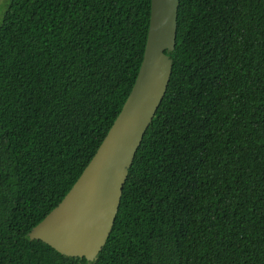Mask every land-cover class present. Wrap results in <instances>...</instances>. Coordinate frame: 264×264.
<instances>
[{
  "label": "trees",
  "instance_id": "trees-1",
  "mask_svg": "<svg viewBox=\"0 0 264 264\" xmlns=\"http://www.w3.org/2000/svg\"><path fill=\"white\" fill-rule=\"evenodd\" d=\"M167 94L94 260L33 235L131 94L152 0H5L0 264H264V0H179Z\"/></svg>",
  "mask_w": 264,
  "mask_h": 264
},
{
  "label": "water",
  "instance_id": "water-1",
  "mask_svg": "<svg viewBox=\"0 0 264 264\" xmlns=\"http://www.w3.org/2000/svg\"><path fill=\"white\" fill-rule=\"evenodd\" d=\"M0 0V10L2 3ZM179 0H152L145 59L135 86L98 152L62 201L33 228L34 237L92 260L107 242L133 164L172 79Z\"/></svg>",
  "mask_w": 264,
  "mask_h": 264
}]
</instances>
